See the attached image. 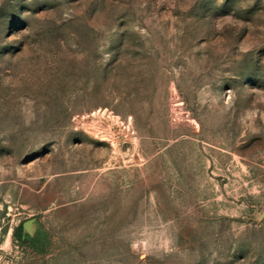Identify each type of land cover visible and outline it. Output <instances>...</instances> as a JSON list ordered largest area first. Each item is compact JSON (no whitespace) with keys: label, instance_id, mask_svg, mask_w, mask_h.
<instances>
[{"label":"rangeland","instance_id":"obj_1","mask_svg":"<svg viewBox=\"0 0 264 264\" xmlns=\"http://www.w3.org/2000/svg\"><path fill=\"white\" fill-rule=\"evenodd\" d=\"M0 264H264V0H0Z\"/></svg>","mask_w":264,"mask_h":264},{"label":"trees","instance_id":"obj_2","mask_svg":"<svg viewBox=\"0 0 264 264\" xmlns=\"http://www.w3.org/2000/svg\"><path fill=\"white\" fill-rule=\"evenodd\" d=\"M16 235H17V237H19L20 240H22V241H23V239H25V236H24V234H23V227H22V226H20V227L18 228Z\"/></svg>","mask_w":264,"mask_h":264}]
</instances>
